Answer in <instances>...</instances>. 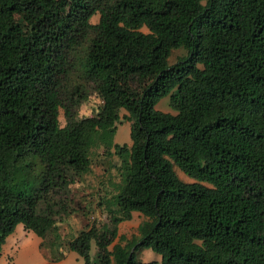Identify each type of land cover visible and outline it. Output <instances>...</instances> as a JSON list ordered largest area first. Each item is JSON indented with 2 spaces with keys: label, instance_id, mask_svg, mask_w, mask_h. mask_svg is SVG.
I'll use <instances>...</instances> for the list:
<instances>
[{
  "label": "trees",
  "instance_id": "trees-1",
  "mask_svg": "<svg viewBox=\"0 0 264 264\" xmlns=\"http://www.w3.org/2000/svg\"><path fill=\"white\" fill-rule=\"evenodd\" d=\"M168 93L176 112L154 106ZM89 193L105 221L69 242L86 264L92 240L93 264H264V0H0V253L18 223L42 245Z\"/></svg>",
  "mask_w": 264,
  "mask_h": 264
},
{
  "label": "rangeland",
  "instance_id": "rangeland-1",
  "mask_svg": "<svg viewBox=\"0 0 264 264\" xmlns=\"http://www.w3.org/2000/svg\"><path fill=\"white\" fill-rule=\"evenodd\" d=\"M97 17L98 14H94L91 17V20L95 21L97 20ZM180 52V49L172 51L170 60L174 61ZM97 103V97L93 93H89L87 98L82 100L79 104V111L85 115H90L94 113ZM154 106L160 110L176 112V110L170 105L169 93L162 96ZM124 112L125 109L122 108L120 110V115L122 116ZM59 118L63 124L65 118L63 116L62 109H60ZM113 141L119 144L126 143L130 145V122L128 120L121 117V119L117 122L116 131L113 135ZM115 158L116 156H114V160ZM101 159L102 155L95 151L92 159V169L83 176V184H81V189L84 192L93 191L98 184V180L102 179V165L100 163ZM174 168L179 177L183 180L188 181L192 179L177 166ZM110 172L114 173L115 169H111ZM79 191L80 189H77V192ZM89 195L90 193L85 200L80 199L81 202H78L77 198L74 204L77 207L68 212L61 221L56 223L54 229L48 232L47 236L44 238L45 240H43L42 245L39 244L42 240V237L38 236L32 230L23 227L22 223H18L12 231L13 234L9 235L5 239V244L2 246L0 253V264H46V262H52V255L60 251L63 252V256L59 260L53 261L50 264H86L83 256L78 251L72 249L69 245V242L79 233L82 228L87 226V223L91 224L95 219V223L100 225L103 221H105V214H103L102 211V209H104V204L102 206L97 205L98 195L96 193H93L91 198H89ZM77 197H80L79 193ZM84 210H91L89 213L91 215V219L86 217ZM142 218V214L137 211H133V215L130 219L123 220L119 223L118 233L124 234L129 238L133 234H137V226ZM13 237L14 240L12 243H10ZM118 239L119 235L114 239L113 242H116ZM109 247H111V244ZM96 248L97 244L94 240H92L90 249L92 264L96 260ZM137 258L145 261L151 259L159 260L160 255L151 248H143L138 252Z\"/></svg>",
  "mask_w": 264,
  "mask_h": 264
},
{
  "label": "crops",
  "instance_id": "crops-1",
  "mask_svg": "<svg viewBox=\"0 0 264 264\" xmlns=\"http://www.w3.org/2000/svg\"><path fill=\"white\" fill-rule=\"evenodd\" d=\"M23 227H24V226H23ZM12 234H13V232H11L10 234H8V236H9V235H12ZM8 236H7V237H8ZM7 237H6V238H7ZM13 240H14V237H13V239H11L10 243H12ZM4 244H5V242H4ZM4 244H3V245H4Z\"/></svg>",
  "mask_w": 264,
  "mask_h": 264
}]
</instances>
